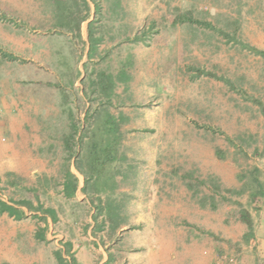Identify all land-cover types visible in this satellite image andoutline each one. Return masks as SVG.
<instances>
[{"label":"rangeland","instance_id":"rangeland-1","mask_svg":"<svg viewBox=\"0 0 264 264\" xmlns=\"http://www.w3.org/2000/svg\"><path fill=\"white\" fill-rule=\"evenodd\" d=\"M253 49L264 0H0L8 229L49 225L58 264H264Z\"/></svg>","mask_w":264,"mask_h":264},{"label":"crops","instance_id":"crops-1","mask_svg":"<svg viewBox=\"0 0 264 264\" xmlns=\"http://www.w3.org/2000/svg\"><path fill=\"white\" fill-rule=\"evenodd\" d=\"M22 120L17 117V123H21ZM77 191L75 194H77ZM4 204L6 203L4 202ZM6 206L7 211L0 214V264H58L56 258L58 252L56 250L59 245L55 246L43 242L48 241L47 237L51 227L48 225L47 228H42L44 227L42 225L41 228L35 231L36 226L33 225V221L25 219L20 222L19 226L15 222L12 224L10 222L8 229V218L6 219L5 213L13 219L18 218V216L14 214L15 210L13 208L7 204ZM98 251L97 254H94L85 248H80L77 251L74 249L69 256L61 254V259L65 260L64 262L68 260L70 264H112L111 262L108 263L107 254L101 248ZM144 258L139 252L132 257V260L135 259L138 263ZM147 259H149V256Z\"/></svg>","mask_w":264,"mask_h":264},{"label":"trees","instance_id":"trees-1","mask_svg":"<svg viewBox=\"0 0 264 264\" xmlns=\"http://www.w3.org/2000/svg\"><path fill=\"white\" fill-rule=\"evenodd\" d=\"M253 52L257 55L264 56V52H262V51L253 49ZM73 189H75V188L73 187ZM6 209H8L6 204H4V202L0 201V214L3 212H6L7 211Z\"/></svg>","mask_w":264,"mask_h":264},{"label":"bare ground","instance_id":"bare-ground-1","mask_svg":"<svg viewBox=\"0 0 264 264\" xmlns=\"http://www.w3.org/2000/svg\"><path fill=\"white\" fill-rule=\"evenodd\" d=\"M154 255V254H153ZM156 257V256H155Z\"/></svg>","mask_w":264,"mask_h":264}]
</instances>
